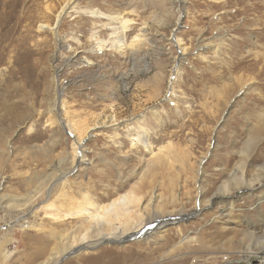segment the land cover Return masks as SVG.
<instances>
[{
  "label": "rangeland",
  "instance_id": "obj_1",
  "mask_svg": "<svg viewBox=\"0 0 264 264\" xmlns=\"http://www.w3.org/2000/svg\"><path fill=\"white\" fill-rule=\"evenodd\" d=\"M263 114L264 0H0V264L58 257L93 225L84 209L127 192L163 197L147 208L163 217L174 193L188 214L200 188L264 182ZM231 201L59 264H238L250 236L264 244V186ZM186 232L217 249L163 260Z\"/></svg>",
  "mask_w": 264,
  "mask_h": 264
},
{
  "label": "bare ground",
  "instance_id": "obj_2",
  "mask_svg": "<svg viewBox=\"0 0 264 264\" xmlns=\"http://www.w3.org/2000/svg\"><path fill=\"white\" fill-rule=\"evenodd\" d=\"M95 15L98 18L103 17V15L99 12L95 13ZM60 17H61V15H59L57 24L55 25V27L53 29H57L58 24L60 22ZM115 19L119 20L120 25L119 26L117 25L118 27H114L115 31L112 35L114 36L115 34H117L116 30H119L120 31V37L118 40V44H120V43L121 44H127L124 40V33L126 32V25L128 23V20L122 19L121 17H118ZM46 27H47L46 25L41 26V28H46ZM258 119H259L260 124L262 125L261 130L264 131V114L261 115ZM69 125L70 124H66L67 128L69 129V133L72 136H74L77 146H80V148H81L82 144H83V140L74 134V132L72 131V129ZM145 146L149 149H151V147H152L147 142H145ZM246 153H247V150H246ZM81 159H82V155L79 156V160L77 163H79L81 161ZM162 161L163 160L158 161L156 163H158L160 165V164L164 163ZM164 161H165V158H164ZM158 164H155V162H154L151 165L149 164V166H147V167L148 168H150V167L154 168ZM150 169H152V168H150ZM156 169L157 168H155L154 170H156ZM146 171H144V172H146ZM238 174H240V173H238ZM179 178H180V176H179ZM234 181H235V186L233 188H231L230 184L227 182L222 183V185L220 187H218L217 189H216L215 185L214 186L210 185L207 188H200L199 192L197 193V199L199 197V199H198L199 201L197 200L195 203L196 208L188 214L185 213V210H184L185 205H184V202L182 201L181 197H177L175 195V193L172 194L171 196H169L170 198L168 199L167 202L169 205H173V206H176V204L178 203V205L181 206V208L176 209L175 211L173 210L174 213L171 212V214L166 212L167 214L165 213V216H163V217L158 213V210L156 211L155 209H152L151 214H149L147 212V210H148L147 208L151 207V206L159 209V206L163 201V197L156 195L155 193L154 194L152 193L153 195L151 197L149 195V197H150L149 200L142 201L143 198L138 197L139 193L136 196L134 194V192H130V193L127 192L128 194L125 192L126 193L125 195L123 194V196H121L115 200H112L109 204L98 206L96 208V213H92L91 210L86 208V209H84V213L90 214V217L93 220V222H92L93 225L91 227L87 228L84 232H82L83 234H81L77 239L74 238V242L72 243V245L69 246L70 244H68L69 248L63 247L62 249H60L61 254L58 257H57V254L53 253L51 255V257L48 259V261H46L44 264H59L60 261L67 254L78 250L75 253V255H77V254L81 253V249H79V248H81V247L94 248L103 242H107V243H111V244L113 243L114 245L115 244L120 245L124 241H130V240L135 241L136 240V241H138V243H141V242L144 243L145 242L147 244L148 240H150V238L153 235L164 233V231H165L164 228L167 227L168 225H175V224L178 225L179 222L181 223V221L187 220V218H189L190 216L199 215V213L202 209H207L210 206H212L213 204L224 203L228 206L229 204L232 203V201H231L232 197L240 196V194L245 193L247 191L252 192V193L258 192V190L264 186L263 185L264 182L262 181V175L261 174H260V176L254 175L251 177L250 180L249 179L247 180L245 174L242 173L241 176H238V177L236 176ZM172 184H175V183H172ZM139 189H141V187H139ZM171 190H172V188H171ZM140 191L142 192V189ZM148 194H150V193L148 192ZM188 196H189V194H188ZM206 196H209V197H206ZM202 197L204 198L203 201L200 200V198H202ZM134 205H137L140 208L141 213L140 212L139 213L143 216L142 218H144V216L147 217V218H145L148 221L147 224L145 223V219L142 221H139V222L136 221L137 219L135 218V216L132 215V213L134 211L133 212L130 211V206L134 207ZM161 207L165 208L164 202H163V205ZM232 208L233 207L231 206L230 209H232ZM135 214L136 213H134V215ZM153 220L154 221L157 220V221H155V223L152 224L151 222H153ZM100 224L101 225L104 224V226L107 227V229H106L107 232L105 234H101L100 232H99L100 234H94V232H93V234H91V230H93L94 226L100 225ZM261 230H264V223L261 225ZM178 237H177V239H178ZM254 237L255 236H250L249 243L242 246V252H241L242 256L239 259V261H237L238 264H264V244H262V246L254 247L255 243L256 242L258 243L260 241ZM65 238L61 237L60 238L61 242H63V241L65 242V240H64ZM186 244L193 245V248H196L194 252L191 251L195 259L197 258V256H196L197 252H199V251L205 252V251L211 250L213 248H216L212 244L210 239L203 237V236H200V235L199 236L198 235H192L189 232H186L179 239V241L174 244L171 251H169L167 253L165 252L163 255H161L163 260L166 256H168V255L170 256L171 254H173L175 252L181 251L183 249L184 245H186ZM150 252H151V250H150ZM150 252L145 253V255L149 256L151 254ZM210 254H212V253H210ZM163 260H161V261H163ZM50 261H52V262H50ZM212 264H213V262H212Z\"/></svg>",
  "mask_w": 264,
  "mask_h": 264
},
{
  "label": "water",
  "instance_id": "obj_3",
  "mask_svg": "<svg viewBox=\"0 0 264 264\" xmlns=\"http://www.w3.org/2000/svg\"><path fill=\"white\" fill-rule=\"evenodd\" d=\"M124 242H126V241H124ZM124 242H122V243H124ZM122 243H121V244H122ZM108 244H110V245H114L113 243L111 244V243L103 242V243L99 244L98 246H96V247H94V248L81 247V248H79V249H81V252H82V251H96L97 249L103 247L104 245H108ZM77 251H78V250H76V251H74V252H72V253L67 254V255L61 260V262H63L64 260L68 259L69 257H72L73 255H75V253H76Z\"/></svg>",
  "mask_w": 264,
  "mask_h": 264
}]
</instances>
